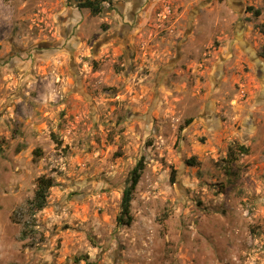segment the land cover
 <instances>
[{
	"label": "rangeland",
	"instance_id": "rangeland-1",
	"mask_svg": "<svg viewBox=\"0 0 264 264\" xmlns=\"http://www.w3.org/2000/svg\"><path fill=\"white\" fill-rule=\"evenodd\" d=\"M107 1L0 0V264H264V0Z\"/></svg>",
	"mask_w": 264,
	"mask_h": 264
},
{
	"label": "trees",
	"instance_id": "trees-1",
	"mask_svg": "<svg viewBox=\"0 0 264 264\" xmlns=\"http://www.w3.org/2000/svg\"><path fill=\"white\" fill-rule=\"evenodd\" d=\"M74 1L78 9L85 8L90 14L97 15L101 13V1L102 0H71ZM248 11H253L254 15H260L259 9H254L253 7H247ZM264 26V25H263ZM264 32V29H262ZM264 55V52H263ZM39 149H36V152ZM249 148L243 144H238L233 142L229 145L227 149L226 161L229 174H235L234 163L238 160L239 154H247ZM187 164H192L193 159L186 161ZM143 159H139L129 170L128 175L125 179V186L121 192L119 211L116 215L115 222L117 226H128L132 223L133 217L131 214V202L133 199V193L140 180L142 171L144 169ZM174 172V171H173ZM173 172L171 178H173ZM172 180V179H171ZM54 185V180L51 176L41 175L36 179L34 196L31 200L34 208L40 210L45 207L47 202L48 190Z\"/></svg>",
	"mask_w": 264,
	"mask_h": 264
},
{
	"label": "flooded vegetation",
	"instance_id": "flooded-vegetation-1",
	"mask_svg": "<svg viewBox=\"0 0 264 264\" xmlns=\"http://www.w3.org/2000/svg\"><path fill=\"white\" fill-rule=\"evenodd\" d=\"M130 2H132V7L135 8V4H140V0H130ZM132 8V9H133ZM131 11V10H130ZM134 15V14H133ZM135 16V15H134ZM128 26V25H127ZM128 29H130V27L128 26Z\"/></svg>",
	"mask_w": 264,
	"mask_h": 264
},
{
	"label": "built area",
	"instance_id": "built-area-1",
	"mask_svg": "<svg viewBox=\"0 0 264 264\" xmlns=\"http://www.w3.org/2000/svg\"><path fill=\"white\" fill-rule=\"evenodd\" d=\"M109 4H110V3H109L107 0H106V1H102V2H101V7H104V8L106 7V8H108Z\"/></svg>",
	"mask_w": 264,
	"mask_h": 264
}]
</instances>
